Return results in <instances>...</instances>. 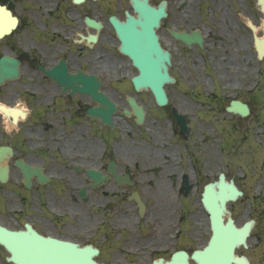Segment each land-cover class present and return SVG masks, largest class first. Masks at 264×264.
Returning <instances> with one entry per match:
<instances>
[{"label": "flooded vegetation", "instance_id": "flooded-vegetation-1", "mask_svg": "<svg viewBox=\"0 0 264 264\" xmlns=\"http://www.w3.org/2000/svg\"><path fill=\"white\" fill-rule=\"evenodd\" d=\"M98 1L100 5L87 4L75 12L69 0H0L18 20L16 28L0 37V60L13 58L18 69L17 76L0 82V226L23 232L29 227L42 236L92 245L100 262L148 263L180 248L170 246L164 228H157L156 236L149 234V195L162 192L152 188L162 181L175 187L169 192H184L179 182L189 179L190 167L182 162L180 146L187 137L174 113L181 102L198 106L201 100L182 96L153 111L152 95L136 92L130 78L123 77L129 63L117 50L108 19L111 14L122 16L127 0ZM166 6L158 34L171 51L176 72L187 65V57L197 65L202 52L216 64L221 54L231 51H245L247 60L252 57L244 67L257 59L252 33L262 34L263 13L256 0H166ZM85 15L101 23L97 46L85 38L96 32L85 24ZM170 29L201 31L202 47L184 44ZM79 70L95 75L97 91L117 107L112 125L90 113V108L106 106L104 101L74 88ZM180 81L175 77V84ZM129 97L146 109L140 124L123 114ZM196 163L200 168L193 177L201 180L204 165L211 163ZM213 169L208 171L211 180L220 172L217 166ZM90 170L99 172L98 179H91ZM223 172L235 181L226 168ZM122 176L128 182L119 184ZM135 196L143 203L142 214ZM230 212L238 221L234 209ZM254 219L257 225L259 217ZM245 251L237 253L249 264H264V249ZM8 255L0 243V261L6 262Z\"/></svg>", "mask_w": 264, "mask_h": 264}, {"label": "water", "instance_id": "water-1", "mask_svg": "<svg viewBox=\"0 0 264 264\" xmlns=\"http://www.w3.org/2000/svg\"><path fill=\"white\" fill-rule=\"evenodd\" d=\"M73 1L77 3L82 0ZM130 1L133 9L137 12V17L126 13L127 17L123 22L112 19V23L121 41L119 48L120 51L129 56L132 63L139 70V74L132 78L135 87L137 89L141 87L150 88L156 101L163 104L165 102V94L162 86L172 79L167 73L169 53L160 48L155 27L159 25L160 18L165 15L164 4L161 3L157 7H154L149 5L147 0ZM0 13L5 16L7 15L3 6H0ZM87 21L89 24H97L93 20L87 19ZM4 30L8 31L9 28ZM175 35L180 37L182 34ZM258 50L259 55L264 53V37L260 41ZM15 74V65L8 69L0 68V80ZM240 109H242V106L236 102H232L229 108V110L242 112ZM141 115L142 113H139L138 120H140ZM239 194L240 192L234 184L232 182H225L222 176H220L218 182L205 186L202 203L209 212L213 235L207 247L202 251H195L192 254V258L197 261V264H231V261L240 264L246 263V260L242 257H234L232 253L234 245L239 243L245 244V238L248 235L252 221H247L237 228L231 218H228L226 223H223L222 218L226 201L234 200ZM3 234L6 235L7 233L3 232ZM4 243L12 254L11 260L16 264H97L92 259H89L88 254L81 251L84 249L67 250L60 246L48 248L39 245L37 241L35 242V246L29 247H21L19 242L10 244V242L4 241ZM63 244H67L73 248L76 246L67 242ZM92 252L96 251L93 250L90 253ZM52 254L55 257H50ZM154 263L161 264V260L159 259ZM163 264H188V262L186 255L178 252L171 261Z\"/></svg>", "mask_w": 264, "mask_h": 264}, {"label": "rangeland", "instance_id": "rangeland-1", "mask_svg": "<svg viewBox=\"0 0 264 264\" xmlns=\"http://www.w3.org/2000/svg\"><path fill=\"white\" fill-rule=\"evenodd\" d=\"M38 7L36 6V10ZM223 58L220 60H224L227 62L226 64H215L214 66H210L207 62L199 59L196 56L197 64L196 66H192L190 63L192 59L190 57H187V65H183L181 70H179L178 75L183 78H186L188 80L195 79L196 83L194 82H184L183 85H180L179 87L168 85L166 87L169 95L171 98H174V101L182 99V93L180 92V89H191L192 86L196 85V88L194 89L193 93H201L202 99L204 95L208 92H211V90L216 87V93H220L221 89H228V90H236L239 93V96H241L242 99H248L250 98L251 103L253 105L252 112L245 118H238L237 115H234L232 118L229 115L224 114L222 111V107H218L217 112H219L218 115H215L211 111H209V108L203 103L201 108H193V109H200L201 112L199 113V117H194L195 125L194 128H196L198 131H202L203 133H206V135L214 137L212 138L213 142L209 141V139H206L201 146H204L202 149L205 153H207L209 160L212 162L216 158L219 160L220 158L225 159L224 156L221 155V146L223 145L225 147V150L228 152V158L232 159V166L231 171L234 174L236 178H238L242 170L241 167L238 165H243L247 172L249 173V177L246 178V180L240 181L245 186L246 189L250 190L252 192V189L256 191V188L260 186L262 192L258 197H252L250 195H247L249 197L245 198H239L235 202L229 203L232 205V207L235 208V210L238 212L239 216L245 214L246 210L254 211L255 207L257 208H264V145L263 146H257L252 141L257 139L258 141L264 142V64L263 67L260 69L255 68H243V67H237L234 64L235 61L242 62V57L244 56V52L239 51L237 52H228L221 54ZM245 61V60H244ZM213 80L215 81V84L213 83ZM182 87V88H181ZM246 91H249L246 93ZM234 92V91H233ZM229 93V98L233 95L231 92ZM255 96L257 100L255 101ZM201 98V97H200ZM254 99V102L252 101ZM214 101L213 103H215ZM228 101L225 100L223 102V105L226 104ZM180 104V103H179ZM191 104L186 102V104H181V109L187 110L188 112H191L190 109ZM214 110V108H213ZM232 119V125H238L241 127V125L246 124V127L239 131L233 130L232 136L234 138H237L236 143L233 142L232 145L227 143V141L230 138V134L226 133L227 130H225V127H228L230 125V120ZM214 123V125H213ZM210 125V126H208ZM215 126V128L211 126ZM222 127V128H221ZM249 127V128H248ZM210 142V143H209ZM227 143V144H226ZM249 146V148H248ZM248 148V150H246ZM251 152L253 153L251 155ZM249 153V154H247ZM256 166L258 167V171L255 176H252L250 174V167ZM230 169V168H229ZM260 179V185L259 182L253 184L254 179ZM252 183L251 185H248L249 181ZM251 186V187H250ZM201 190V189H200ZM200 190L197 194H191L188 197H185V201H183V204L186 208L190 209V206L192 207L191 211L184 210L182 208L181 202L174 200L172 201V198H169V200L172 201V204H169V200L167 199H159L162 201L163 205L169 206L168 208H171V206H174L176 209V212H181V221L184 223V225L187 226L188 232H186V245H189V249L197 247V244L195 245L192 239L189 238L191 234L194 233V229L196 227L195 223V214L194 212L196 209L199 208L198 204V196L200 195ZM253 193V192H252ZM150 204L153 205L155 209H159L160 206L155 204L156 198L149 197ZM190 205V206H189ZM166 207V208H167ZM181 209V210H180ZM160 210V209H159ZM171 212V209H170ZM154 215V213H153ZM242 217V216H241ZM240 217V218H241ZM161 219H159L157 222H159ZM164 222V219H163ZM171 223L170 217H168V224ZM171 228H173L172 223L170 224ZM170 225L168 226V230H166V233H169ZM149 227H152V223L149 220ZM154 230V229H153ZM264 238L263 236H261ZM253 238V237H252ZM250 239L251 243H254V239ZM188 239L190 241H188ZM264 244V242L262 243ZM264 249V245L261 247Z\"/></svg>", "mask_w": 264, "mask_h": 264}, {"label": "bare ground", "instance_id": "bare-ground-1", "mask_svg": "<svg viewBox=\"0 0 264 264\" xmlns=\"http://www.w3.org/2000/svg\"><path fill=\"white\" fill-rule=\"evenodd\" d=\"M163 193H161V195H162Z\"/></svg>", "mask_w": 264, "mask_h": 264}]
</instances>
